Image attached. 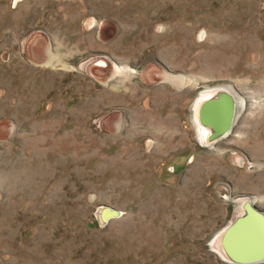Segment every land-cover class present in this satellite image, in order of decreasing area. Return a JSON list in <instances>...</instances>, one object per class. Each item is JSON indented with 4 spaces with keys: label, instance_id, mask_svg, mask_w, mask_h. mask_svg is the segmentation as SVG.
Masks as SVG:
<instances>
[{
    "label": "rangeland",
    "instance_id": "rangeland-1",
    "mask_svg": "<svg viewBox=\"0 0 264 264\" xmlns=\"http://www.w3.org/2000/svg\"><path fill=\"white\" fill-rule=\"evenodd\" d=\"M245 201L264 213V0H0V264H231Z\"/></svg>",
    "mask_w": 264,
    "mask_h": 264
},
{
    "label": "water",
    "instance_id": "water-1",
    "mask_svg": "<svg viewBox=\"0 0 264 264\" xmlns=\"http://www.w3.org/2000/svg\"><path fill=\"white\" fill-rule=\"evenodd\" d=\"M236 112V100L225 90L200 105L198 120L201 126L210 130L209 142L232 131ZM103 215L114 217L115 213L105 211ZM221 247L231 264L264 263V213L254 203H243V213L227 226Z\"/></svg>",
    "mask_w": 264,
    "mask_h": 264
},
{
    "label": "bare ground",
    "instance_id": "bare-ground-1",
    "mask_svg": "<svg viewBox=\"0 0 264 264\" xmlns=\"http://www.w3.org/2000/svg\"><path fill=\"white\" fill-rule=\"evenodd\" d=\"M212 95V94H211ZM211 95H209L207 98H210L211 97ZM206 98V99H207ZM206 99H204V100H206ZM203 100V101H204ZM238 103V102H237ZM200 107V106H199ZM199 125H200V128L203 130V132H204V134H205V136H206V138L208 139V137H209V135H210V130L209 129H207V128H205V127H203V126H201V124L199 123ZM242 206L243 205H241V209H242ZM223 260V259H222ZM226 260V259H225ZM224 260V261H225ZM227 261V260H226Z\"/></svg>",
    "mask_w": 264,
    "mask_h": 264
}]
</instances>
